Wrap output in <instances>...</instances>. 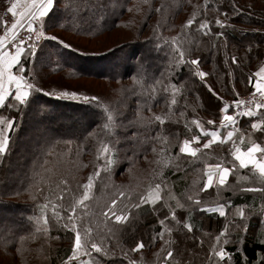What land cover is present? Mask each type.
I'll list each match as a JSON object with an SVG mask.
<instances>
[{
  "label": "trees",
  "instance_id": "obj_1",
  "mask_svg": "<svg viewBox=\"0 0 264 264\" xmlns=\"http://www.w3.org/2000/svg\"><path fill=\"white\" fill-rule=\"evenodd\" d=\"M12 2L0 0V30L1 12ZM194 14L198 21L210 22L212 33L223 35H203L196 30L198 23L185 28ZM50 16L46 35L71 47L47 39L37 44L35 88L37 82L41 87L44 79L61 75L58 83L48 79V87L57 83L59 88L34 91L29 104L5 115L15 123L10 133L11 150L0 160V264H65L73 243V233L64 227L69 214L82 231L91 228L93 239H103L108 254H93L103 264H128L129 259L136 264H162L163 242L149 243V238L159 231L157 221L170 210H175L181 222H169L176 241L173 264L179 256L178 264L184 263V258H191L192 264H208L211 245L226 220L217 213L177 207V201L188 204L187 195L199 196L208 206L229 201L233 208L227 209L228 221L234 218L235 206L251 209L246 232L230 229L232 240L238 243L224 245L232 256L227 264H264V217L259 215L264 194L240 191L259 186L252 174L244 169L230 174L220 199L214 187L199 191L205 160L223 161V156H230L232 143H214L202 149L206 155L198 153L199 159L179 153L184 139L200 134L193 119L207 130L224 131L220 129V108L239 99L240 93L252 91L248 76L264 65V0H207V6L205 0H57ZM216 18L224 22V28L215 24ZM93 43L101 49H92ZM181 47L190 50L185 60L200 58L198 69L178 64L175 49ZM232 56L237 57L238 65L231 63ZM63 58L74 66H68ZM26 68L29 75L27 59ZM197 70L208 74L203 81L194 74ZM65 71H71V76H62ZM82 78L100 81L102 92L83 91L71 83ZM172 85L176 86L175 105L170 103ZM65 91L78 95L58 98ZM116 94L121 95L118 101ZM3 111L1 108L0 115ZM31 112L38 113L34 120L29 118ZM155 115L165 118V123L155 121ZM246 118L241 121L245 123ZM210 119L214 125L207 124ZM80 121L85 123L83 130L78 127ZM28 126L49 129L41 140L27 144L25 158L19 162L20 142ZM203 142L192 146L200 147ZM105 143L114 149V163L108 170L103 167L101 153ZM223 147L225 152L220 154ZM98 169L89 199L78 203L82 185ZM156 183L175 199L165 195L156 212L147 204L134 208L139 196ZM113 199L118 208L130 209L135 217H130L132 224L126 230L105 220L103 213L112 207ZM235 219L239 222V217ZM184 223L192 225V233L182 227ZM139 239L145 241V248L131 252L134 240Z\"/></svg>",
  "mask_w": 264,
  "mask_h": 264
},
{
  "label": "snow or ice",
  "instance_id": "obj_2",
  "mask_svg": "<svg viewBox=\"0 0 264 264\" xmlns=\"http://www.w3.org/2000/svg\"><path fill=\"white\" fill-rule=\"evenodd\" d=\"M83 2V0H81ZM57 0H26L25 3L20 4L19 0H13L11 5L7 8V12L11 14L13 22L9 27L5 21L4 34L0 35V108L8 107L13 108L17 105L23 106L30 103V96L33 92L39 91L35 86L28 82L26 79V73L28 69L26 68L25 58L32 57L35 58L37 55L38 45L36 41L41 39H47L56 41L57 44L63 48H70L71 45L65 43L63 40L56 36H45V23L46 19L50 20V13L55 9ZM205 5L207 6V0H205ZM233 4V8H235ZM22 9V10H19ZM160 11V9H157ZM194 23H198L199 32L203 35H214L216 37L222 36V32L212 33L210 22L207 19L197 20L194 14L191 18L187 19L184 27L189 28ZM215 24L220 28H224V22L216 18ZM23 31L27 32V40L21 35ZM33 36H35V41H33ZM28 41H33L29 43ZM215 47V45H213ZM178 57L179 63H188L192 66H198L200 64V58L185 60V54L190 55V50L185 48L175 49ZM251 51V49H249ZM231 63L238 65V60L236 56L231 57ZM194 74L200 78L202 81L208 75L204 71L197 70ZM248 84L251 86V94L248 100L236 99L232 105L224 104L220 108L222 113L220 119V129L207 130L203 127L201 121L193 119L192 123L200 129L199 135H194L191 139H184L179 146L180 154H187L192 158L199 159L198 153L201 156L206 155L202 152V149L209 148L214 143H219L224 145L231 142L232 148L229 149V153L232 157L230 161L231 167L226 166L227 162L220 161L216 163H207L205 160V167L202 172L201 179L203 181L202 185L199 187L200 192H205L210 188H215L217 191V198H221V191L228 188L227 181L230 174H234L239 169H248L252 174L254 183L259 185L257 187H247L240 189L241 192H254L264 194V144L257 143L254 140H250L248 146L242 150L233 139L234 132L237 130L238 117H248L256 119L251 122L250 127L254 132L264 133V66L259 67V69L249 74ZM207 86V85H206ZM173 89V99L171 100V105H175L177 100L175 99V89L176 86H171ZM209 92H213L211 86H207ZM164 91L167 92L168 88L165 87ZM234 91V89H233ZM50 94V93H49ZM76 92H62L59 94L58 98L69 97L76 98ZM239 96V93H236ZM85 100H98L97 97H84ZM7 102V103H6ZM236 109L234 114H228L232 109ZM111 119V117H109ZM154 120L159 122L161 125L165 123V118L161 115H155ZM151 122V121H149ZM15 120L0 117V160L11 150L12 137L10 135L13 130ZM208 125H214V120H208ZM231 128L232 130H228ZM201 140L203 144L200 147H194L193 144L200 145ZM241 143L244 142V137L240 136ZM112 151L108 144H104L101 148V153L104 156V169L108 168L114 163L112 159ZM99 176V169L89 175L87 182L82 185L83 195L78 203L87 201L89 199V190L93 187L94 177ZM121 196L124 195L123 192L120 193ZM165 195H168L171 199L170 193L165 191L161 183H156L154 187L150 188L147 192L141 194L138 198V202L133 205L134 208L139 209L142 205H150L153 212L157 211L156 205L159 202H164ZM186 201L188 204H182L177 201V207L185 208L189 207L193 210H198L204 213H217L219 217L225 218L226 223L223 229L214 238V243L211 245V249L208 253V264H227L228 261L232 259L231 253L227 252L224 245L229 243H238V241L232 240L231 230H243L246 232L248 230L249 224L248 219L253 214L251 209L245 206H235L234 208V218L232 221H228V211L227 209L233 208V205L229 201L224 203H216L215 206H208L205 202L195 195H187ZM112 207L105 213H103L105 220H112L115 225L119 226V229L126 230L132 224L133 214L131 210L125 211L118 208L117 201L115 199L111 202ZM44 207H47L45 205ZM72 212H75V208H72ZM259 215L264 217V204L261 205L259 209ZM132 217V219H130ZM239 217V222L235 219ZM175 221L177 225H180V221L176 218L175 210H170L168 214L164 216L163 219L157 221L160 226L159 231H156L154 235L149 238V243H155L157 241H162L161 257L162 264H173L175 260L174 248L176 241L172 239V234L174 228L169 226V222ZM45 224H47V219H44ZM70 225V227H69ZM64 227L73 233V243L71 246V254L68 256L65 264H102L101 260L97 256H106L108 254L107 247L102 240L99 242L93 239L92 229L84 228L81 230L80 226L74 219V217L69 214L67 222ZM183 228L187 229L188 233L193 232V227L190 223H184ZM231 229V230H230ZM47 229H45L46 231ZM111 231V229H109ZM123 234V233H122ZM204 235H209L205 233ZM167 237V238H166ZM196 239H199L198 237ZM202 244L203 241H200ZM146 243L143 239L134 240V246L130 248L131 252H137L145 248ZM93 253L97 256H93ZM125 258H127L128 253H123ZM128 264H136L135 261L129 259ZM178 264V262H177Z\"/></svg>",
  "mask_w": 264,
  "mask_h": 264
},
{
  "label": "rangeland",
  "instance_id": "obj_3",
  "mask_svg": "<svg viewBox=\"0 0 264 264\" xmlns=\"http://www.w3.org/2000/svg\"><path fill=\"white\" fill-rule=\"evenodd\" d=\"M26 2V0H19V3L20 4H23V3H25ZM5 8H8V7H5ZM4 8V9H5ZM3 9V10H4ZM2 10V12H4ZM19 10H22V9H19L18 8V11ZM1 12V17H2V28H1V30H0V35H3L4 34V30L3 29H5V24H4V21H3V13ZM45 36H49V34H47L46 35V32H45ZM65 37H66V35H64ZM67 38H70V36H68ZM101 39V38H100ZM46 39H44L43 41H45ZM93 41H95L96 42V40H93ZM98 41V40H97ZM86 42V41H85ZM95 47V48H94ZM101 47L102 46H100V47H96V45H94V43H93V47H92V49H101ZM26 59H27V66H28V62H29V67H30V73H29V75L28 74H26V79L28 80V82L29 83H31V84H33L34 86L36 85V81H37V79L38 78H36L37 77V75H38V73H39V69H38V65H37V63H38V59L35 57V58H32V57H27V58H25V61H26ZM63 60L65 61V63L68 65V66H74V63H72V62H69V61H67V60H65L64 58H63ZM40 65H43V63H41L40 62ZM87 66H91L90 64L89 65H87ZM40 69H43V66H42V68H40ZM48 74H50V73H48ZM67 74H69L70 76H71V74H72V72L71 71H65V73H62V76H66ZM52 76V75H51ZM60 76L61 75H57V76H55V77H53V78H51V77H49L48 79L49 80H51V81H56L57 83H58V80H60ZM48 79H44L45 80V84L42 86V84H41V87H40V84H38V82H37V86L38 87H40V88H36V89H40L43 93L45 92L44 90H46V88H59L58 87V85H57V83H54V85H53V87H48ZM71 83H73V85L75 86V87H79V88H82L83 89V91H87V92H96V93H98V92H102L101 90H99L98 88H102L100 85V81H98V82H96L95 80H93V79H86V78H82V79H80V80H75V81H73V82H71ZM70 83V84H71ZM99 84V85H98ZM103 84V83H102ZM103 86H105L104 84H103ZM74 87V88H75ZM121 90L123 89V88H120ZM39 90V91H40ZM115 90H117V88H115ZM35 90H33V92H34ZM40 91V92H41ZM32 92V93H33ZM249 92H242V93H240L242 96L241 97H243V96H245V95H247ZM239 94V95H240ZM118 95V96H117ZM116 96H117V99H116V101H118V98H119V96H121L120 94H116ZM121 98V97H120ZM7 103V102H6ZM19 107H21L20 105H17L16 107H13V108H8V107H3L2 109L4 110L3 111V115H0V117H3V118H6L5 117V115H9V111L10 110H17ZM1 109V108H0ZM37 114L38 113H35V112H31V114H29V118H31V120H34L35 118H36V116H37ZM78 127H81L82 129L81 130H83L84 128H85V123L84 122H79L78 123ZM27 128H29V126L27 127ZM47 129H49V127H47ZM47 129H28V131L26 132L27 133V135H26V133H25V135H26V137H24V139L20 142V152H21V155L19 156L20 158H19V162H21L24 158H25V148L26 147H28V146H30V145H27V144H30L31 142L33 143L34 141L36 142V141H38V140H41L40 138H42L43 136H45V135H47ZM246 129V131H248V128H245ZM236 133H234V135H237V130L235 131ZM244 133V132H243ZM247 133V132H246ZM24 134V133H23ZM264 133H262V135H260V137H257V139L255 140V142H257V143H261V144H264V135H263ZM249 135V136H248ZM244 136V135H243ZM252 138H254V136H253V134H251V133H249L248 132V134H247V136L245 137L244 136V142L243 143H246V144H249V141L250 140H253ZM240 143H241V141H240ZM32 145V144H31ZM226 148V147H225ZM225 148L223 147L222 148V150L220 149V154L222 153V152H225L224 150H225ZM245 148H243L242 150H244ZM187 155V154H186ZM224 157V159H223V161L224 162H227L226 163V165L228 166V164H229V162H228V160H230V159H232V157H231V155L229 156V157H226V156H223ZM27 158V157H26ZM243 170V169H242ZM244 170H247L248 171V173L250 174V171L248 170V169H244ZM16 176H14V180H16ZM244 178H247V176H245ZM12 179V178H11ZM1 225V224H0ZM2 226V225H1ZM2 228H5V226L3 225V227ZM206 236V235H205ZM108 240V239H107ZM106 240V241H107ZM94 254V253H93ZM180 259H181V257L179 256V260H178V262H180ZM182 261H184V263H182V264H192V262H190L191 261V258H190V260H186L185 258L184 259H182ZM102 262V261H101ZM103 264V263H102ZM174 264H177V262H175Z\"/></svg>",
  "mask_w": 264,
  "mask_h": 264
},
{
  "label": "crops",
  "instance_id": "obj_4",
  "mask_svg": "<svg viewBox=\"0 0 264 264\" xmlns=\"http://www.w3.org/2000/svg\"><path fill=\"white\" fill-rule=\"evenodd\" d=\"M264 66V65H263ZM249 93H251V92H249ZM228 102H230V101H228ZM260 111H264V110H260ZM256 118L255 117H253V118H246L245 119V123H244V121L242 122V121H240L239 123H238V125L236 126V129H237V135H233V139L235 140V142H236V144L238 145V146H240L241 147V149H243V148H246L247 146H248V144H246V143H240V136H247V134H248V132L249 133H251V134H253V136H254V138H252L254 141L257 139V137H260V135H262V133H260V132H254L252 129H251V127H250V124H251V122H253L254 120H255ZM245 128H248V131H246V129ZM228 130H232L231 128H229ZM244 132V133H243ZM247 132V133H246ZM234 133H236V132H234ZM258 135V136H257ZM264 135V134H263ZM243 136V137H244ZM249 136V135H248ZM257 136V137H256ZM230 177V176H229Z\"/></svg>",
  "mask_w": 264,
  "mask_h": 264
},
{
  "label": "built area",
  "instance_id": "obj_5",
  "mask_svg": "<svg viewBox=\"0 0 264 264\" xmlns=\"http://www.w3.org/2000/svg\"><path fill=\"white\" fill-rule=\"evenodd\" d=\"M3 21L5 22H7V25L10 27L11 26V24H12V22H13V18H12V16H11V14H9L8 12H7V10H5L4 12H3ZM3 30H5V29H3ZM21 35L27 40V32L26 31H23L22 33H21ZM33 41H35V36H33ZM33 41H28L29 43H31V42H33ZM43 41V39H41L40 41H36V43L38 44L39 42H42ZM250 94L251 93H248L247 95H245V96H243V97H240L239 99H241V100H248L249 98H250ZM227 104H229V105H232L233 104V102L232 101H230V102H227ZM235 111H238V110H236L235 109ZM234 111V112H235ZM234 114V113H233ZM245 117H238L237 119H238V121L240 122L241 120H243Z\"/></svg>",
  "mask_w": 264,
  "mask_h": 264
}]
</instances>
